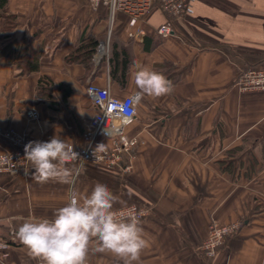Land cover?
Masks as SVG:
<instances>
[{
  "label": "crops",
  "instance_id": "0c3cea01",
  "mask_svg": "<svg viewBox=\"0 0 264 264\" xmlns=\"http://www.w3.org/2000/svg\"><path fill=\"white\" fill-rule=\"evenodd\" d=\"M8 11L17 26L0 48L37 35L32 47L41 57L40 71L23 76L0 58L1 128L39 141L56 136L80 148L96 113L89 84L109 87L120 99L138 91L133 67L121 87L107 65L94 75L95 69L87 74L65 61L83 35L96 38L99 49L111 29L110 46L112 38L130 43L135 63L154 69L169 62L177 67L169 76L178 79L171 94L142 98L126 132L144 142L134 150L131 171L86 163L75 188L84 195L99 182L117 197L114 210L150 209L141 221L148 247L139 264H264V92L235 86L242 71L264 68V0H191L183 18L163 13L157 3L135 27L121 13L111 26L108 9L92 10L89 0H8ZM165 23L173 32L163 38L157 30ZM100 60L95 56V66ZM42 76L54 84L55 107L37 97ZM11 149L0 137V154ZM31 167L18 177L0 176V242L8 245L0 264H36L16 232L29 218H52L69 196V185L37 182ZM212 220L243 226L207 259L198 247ZM88 260L123 264L106 252Z\"/></svg>",
  "mask_w": 264,
  "mask_h": 264
},
{
  "label": "clouds",
  "instance_id": "9594fccd",
  "mask_svg": "<svg viewBox=\"0 0 264 264\" xmlns=\"http://www.w3.org/2000/svg\"><path fill=\"white\" fill-rule=\"evenodd\" d=\"M133 68L138 91L122 106L128 121L144 96L160 97L174 90L162 73L140 63ZM101 148L103 144L93 150V155ZM24 158L30 162L32 178L37 182L69 185L67 202L52 218H29L20 224L16 236L30 257L42 264H89L90 253L106 252L123 264H139L148 247L139 215L132 209L114 210L117 197L105 184L98 182L90 193L81 195L75 188L81 168L74 165L79 154L73 145L56 136L48 141H30L24 147Z\"/></svg>",
  "mask_w": 264,
  "mask_h": 264
},
{
  "label": "built area",
  "instance_id": "2783aa9c",
  "mask_svg": "<svg viewBox=\"0 0 264 264\" xmlns=\"http://www.w3.org/2000/svg\"><path fill=\"white\" fill-rule=\"evenodd\" d=\"M190 2L191 0H89L92 10H97L100 6H105L108 9L111 26L116 15L121 13L130 19L131 27L143 23L146 15L157 3L163 13L174 18H183L190 9ZM140 32L141 30L138 29L137 33ZM172 32L170 23L161 25L157 30L158 35L163 38L169 37ZM133 36L134 34L130 33V37ZM110 39L111 29L107 41L98 49L97 59L109 57ZM235 86L240 92H264V68L252 67L242 71ZM86 93L92 100L96 113L90 122L89 129L83 135V145L80 148L73 147L74 151L79 154V159L74 162V165L81 168V172L86 163L103 165L108 168L120 167L124 172H130L134 150L144 142L139 137H129L126 132L138 115L142 99L137 104L131 120L128 121L125 119L126 114L122 111V106L135 94L120 99L112 94L109 87L101 88L94 84L87 86ZM28 115L35 117L36 113L29 112ZM0 137L12 147L10 152L0 154V176L18 177L23 175L31 165L24 158V147L28 142L38 139L29 133H19L12 128L3 129L1 127ZM100 144H103V148L97 150L93 155V150ZM129 209L135 210L140 221L146 219L151 212L149 208L137 204H131L116 211L127 212ZM242 226L243 222L241 221L222 225L212 220L208 235L198 247V252L207 259H213L225 240L238 232ZM7 248L8 245L5 242H0V251H5ZM6 256V253L3 254L4 258ZM36 264H42V262L39 260Z\"/></svg>",
  "mask_w": 264,
  "mask_h": 264
},
{
  "label": "trees",
  "instance_id": "16d2710c",
  "mask_svg": "<svg viewBox=\"0 0 264 264\" xmlns=\"http://www.w3.org/2000/svg\"><path fill=\"white\" fill-rule=\"evenodd\" d=\"M0 19L4 20V26L0 28V41L11 39L13 31L17 26L18 17L8 11V0H0ZM36 37L37 35L22 43L12 40L0 48V58H6L9 65L16 66L19 76L40 71L41 54L36 53L32 47L33 40ZM98 46L99 41L96 38L91 36L85 37L83 35L71 53L65 57V61L67 64L82 65L87 74L92 73L95 69L94 75H97L99 70L107 65L111 81L124 87L127 82V76L135 64L131 44L112 38L109 57L101 59L98 65L95 66L94 58ZM176 69L175 65L164 62L156 65L153 70L162 73L174 84L178 77H171L169 74ZM53 86L52 80L46 76H42L37 84V97L49 103L51 108L58 104L53 102ZM66 97L64 96V100Z\"/></svg>",
  "mask_w": 264,
  "mask_h": 264
}]
</instances>
